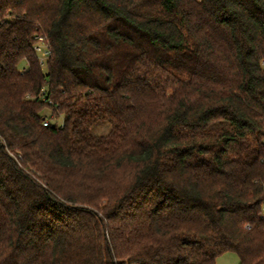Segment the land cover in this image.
Wrapping results in <instances>:
<instances>
[{
    "label": "trees",
    "instance_id": "trees-1",
    "mask_svg": "<svg viewBox=\"0 0 264 264\" xmlns=\"http://www.w3.org/2000/svg\"><path fill=\"white\" fill-rule=\"evenodd\" d=\"M0 22V264H264V0H0Z\"/></svg>",
    "mask_w": 264,
    "mask_h": 264
},
{
    "label": "rangeland",
    "instance_id": "rangeland-1",
    "mask_svg": "<svg viewBox=\"0 0 264 264\" xmlns=\"http://www.w3.org/2000/svg\"><path fill=\"white\" fill-rule=\"evenodd\" d=\"M20 67H21L22 71L25 70L26 63L23 62L20 65ZM43 114L46 115L47 117H49L50 111L49 110H45ZM54 123L58 124L59 126H61L63 124V118L54 119ZM110 129H111V126L108 125V124L98 125L97 127H95L93 129V133L97 134V135H106V134L109 133ZM217 264H240V259H239L238 255L236 253L227 252V253L221 255L217 259Z\"/></svg>",
    "mask_w": 264,
    "mask_h": 264
},
{
    "label": "built area",
    "instance_id": "built-area-1",
    "mask_svg": "<svg viewBox=\"0 0 264 264\" xmlns=\"http://www.w3.org/2000/svg\"><path fill=\"white\" fill-rule=\"evenodd\" d=\"M0 26H1V22H0ZM34 51L39 59L40 64L42 65L43 68H45L48 65V61L51 58L50 45L45 37L43 36L37 37V40L34 44ZM42 94H44V90L42 91ZM50 122H51L50 119L46 118L44 120V125L48 126Z\"/></svg>",
    "mask_w": 264,
    "mask_h": 264
}]
</instances>
